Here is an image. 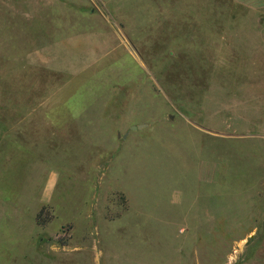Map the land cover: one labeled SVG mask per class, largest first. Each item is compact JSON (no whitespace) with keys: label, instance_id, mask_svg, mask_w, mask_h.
<instances>
[{"label":"rangeland","instance_id":"obj_1","mask_svg":"<svg viewBox=\"0 0 264 264\" xmlns=\"http://www.w3.org/2000/svg\"><path fill=\"white\" fill-rule=\"evenodd\" d=\"M0 264H264V0H0Z\"/></svg>","mask_w":264,"mask_h":264},{"label":"crops","instance_id":"obj_2","mask_svg":"<svg viewBox=\"0 0 264 264\" xmlns=\"http://www.w3.org/2000/svg\"><path fill=\"white\" fill-rule=\"evenodd\" d=\"M57 100H59V99H57ZM64 100V99H63ZM64 101H66V104H64L63 103V106H62V108H64L65 107V109H69L70 110V105L72 104V103H78V100H75V99H73V100H71V99H66V100H64ZM57 107V106H56ZM80 110V107L77 109V111H79ZM71 115H73V116H79L80 115V113H78L77 115L75 114V113H73V114H71ZM111 116H113V117H122V116H124V113L122 112V115L120 114V112H116V113H112L111 114ZM125 117V116H124ZM191 128H193V130L194 131H197L196 129V127H194V126H190ZM134 131V130H133ZM201 132L200 133H202V130H200ZM134 132H138V131H134ZM134 132H131L130 131V133H134ZM196 135V134H195ZM203 134H201V136H202ZM195 140V139H194ZM126 154H127V152H126ZM127 164V163H126ZM199 178L197 177V180H198ZM169 181H171V180H169ZM188 182V183H187ZM186 183H187V185H188V189H187V191H191L192 190V188H193V185H192V183L191 182H189V181H186Z\"/></svg>","mask_w":264,"mask_h":264},{"label":"trees","instance_id":"obj_3","mask_svg":"<svg viewBox=\"0 0 264 264\" xmlns=\"http://www.w3.org/2000/svg\"><path fill=\"white\" fill-rule=\"evenodd\" d=\"M44 211V210H43ZM42 214V212L40 213V215ZM40 217V216H39ZM50 219L51 218H44V219H41L40 220V218L38 219V224L39 225H43V226H45V225H47V223L50 221Z\"/></svg>","mask_w":264,"mask_h":264},{"label":"water","instance_id":"obj_4","mask_svg":"<svg viewBox=\"0 0 264 264\" xmlns=\"http://www.w3.org/2000/svg\"><path fill=\"white\" fill-rule=\"evenodd\" d=\"M145 125H142V126H139V127H134L133 129L134 130H137V129H141V128H143Z\"/></svg>","mask_w":264,"mask_h":264}]
</instances>
